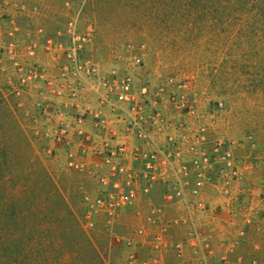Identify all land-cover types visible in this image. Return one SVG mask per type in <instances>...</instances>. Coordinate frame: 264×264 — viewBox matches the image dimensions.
I'll list each match as a JSON object with an SVG mask.
<instances>
[{"label": "rangeland", "instance_id": "1", "mask_svg": "<svg viewBox=\"0 0 264 264\" xmlns=\"http://www.w3.org/2000/svg\"><path fill=\"white\" fill-rule=\"evenodd\" d=\"M72 18L83 29L93 24L95 39L85 55L101 69L124 68L140 57V80L169 90L186 84L196 108L191 121L206 125L213 141L225 142L243 160V195L233 225L238 232L231 238L232 251L216 260L264 264V0H0V90L6 98L0 118L13 115L14 136L30 140L37 162L83 212L82 195L99 191L95 178L68 168L63 151L46 137L48 122L36 91L17 96L9 87L17 74L7 43L57 35ZM15 49L24 56L25 48ZM144 208L145 203L125 209L112 228L103 212L93 211L87 229L95 224L96 243L109 263L127 264L132 251L140 262L153 254L140 244L128 247L112 233L130 237L137 225H145ZM176 262L195 264L194 255Z\"/></svg>", "mask_w": 264, "mask_h": 264}, {"label": "built area", "instance_id": "2", "mask_svg": "<svg viewBox=\"0 0 264 264\" xmlns=\"http://www.w3.org/2000/svg\"><path fill=\"white\" fill-rule=\"evenodd\" d=\"M94 39L92 23L83 29L72 18L57 35L10 41L8 53L17 74L11 91L17 96L36 91L39 112L48 122L46 137L63 151L68 168L95 178L98 193L82 195L89 219L93 211H101L112 228L125 209L145 203V225H137L124 239L112 232L128 247L140 244L153 252L140 262L132 251L127 264H160V254L167 250L183 259L187 246L195 264H218L211 224L241 205L243 160L225 142L213 141L206 125L191 121L196 108L186 84L169 90L140 80V57L124 68L103 70L85 55ZM15 48H25L24 56ZM207 183L217 188L218 203L202 198ZM156 186L161 187L159 204L152 199ZM168 209L173 216L166 217ZM177 226L186 227V234L172 240L168 234Z\"/></svg>", "mask_w": 264, "mask_h": 264}, {"label": "trees", "instance_id": "3", "mask_svg": "<svg viewBox=\"0 0 264 264\" xmlns=\"http://www.w3.org/2000/svg\"><path fill=\"white\" fill-rule=\"evenodd\" d=\"M5 101L0 90V110ZM12 116L0 118V264H111L86 210L37 162L30 140L14 136Z\"/></svg>", "mask_w": 264, "mask_h": 264}, {"label": "crops", "instance_id": "4", "mask_svg": "<svg viewBox=\"0 0 264 264\" xmlns=\"http://www.w3.org/2000/svg\"><path fill=\"white\" fill-rule=\"evenodd\" d=\"M194 182V177L192 178V183ZM201 196L204 200L210 203H218L221 198L218 193L217 188L212 185L211 183H207L202 187ZM152 199L155 203L159 204L162 202V194H161V187L156 186L154 188ZM144 210L146 211V205ZM173 209H168L166 212V217H170L174 215ZM236 216V207L232 208L231 214L227 211L224 213L223 218L219 222H213L211 224V228L214 231V240H213V248L215 253V259L219 258L221 255H226L228 252H231L232 249L230 248L231 238L233 232L237 233L238 230L233 226L235 222ZM242 229V228H241ZM186 234V227L184 226H177L173 227L168 237L172 240H179L184 238ZM194 255L193 250L190 246L186 247V258H192ZM160 264H176L177 258L174 256L172 251H162L161 254Z\"/></svg>", "mask_w": 264, "mask_h": 264}]
</instances>
